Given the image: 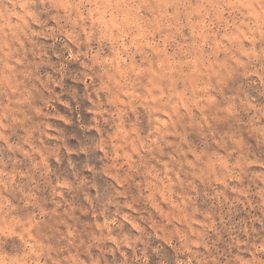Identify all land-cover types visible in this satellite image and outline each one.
I'll return each instance as SVG.
<instances>
[{"label":"rangeland","instance_id":"rangeland-1","mask_svg":"<svg viewBox=\"0 0 264 264\" xmlns=\"http://www.w3.org/2000/svg\"><path fill=\"white\" fill-rule=\"evenodd\" d=\"M0 264H264V0H0Z\"/></svg>","mask_w":264,"mask_h":264}]
</instances>
